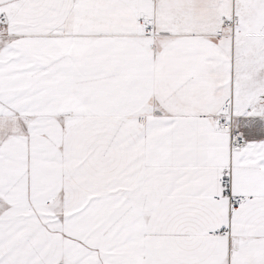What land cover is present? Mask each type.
Returning <instances> with one entry per match:
<instances>
[{"label": "snow or ice", "instance_id": "6c2138e0", "mask_svg": "<svg viewBox=\"0 0 264 264\" xmlns=\"http://www.w3.org/2000/svg\"><path fill=\"white\" fill-rule=\"evenodd\" d=\"M0 264H264V0H0Z\"/></svg>", "mask_w": 264, "mask_h": 264}]
</instances>
